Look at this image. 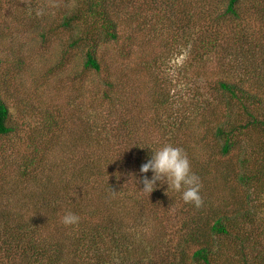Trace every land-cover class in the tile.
<instances>
[{
	"label": "trees",
	"instance_id": "1",
	"mask_svg": "<svg viewBox=\"0 0 264 264\" xmlns=\"http://www.w3.org/2000/svg\"><path fill=\"white\" fill-rule=\"evenodd\" d=\"M110 1L129 7L126 2L134 0H84L86 9L77 10L66 22L87 24L74 45L83 50L84 72L100 77L104 87L91 102H75L76 113L64 119L62 124L68 127L77 119L81 121L79 136L56 152L42 147L43 142L54 145L59 139L55 129L61 122L50 110L37 112L32 121L29 117L17 122L0 89V139H9L11 144L0 148V264H264V216L246 203L243 209L236 203L230 207L229 201L217 194L222 180L229 176H217L213 159L197 174L202 182L200 207L184 203L180 192H167L165 185L151 194L142 191L145 174L139 169L150 158V148L181 146L174 141L167 120L155 121L143 130V121L137 117L140 111L129 109L138 97L137 80L124 73L120 62L123 51L111 56L112 61L99 54L102 45L121 40L124 8L112 17L107 12ZM156 1L152 5L161 7L160 0ZM161 1L173 7L184 2ZM241 1L228 0L216 22L202 18L187 25V20L179 18L173 23V55L179 40L184 50L196 57L197 73L207 72V64L214 58L218 64L231 62L233 68L240 60L232 54L234 48H256L259 34L243 47L245 36L232 25L228 27L231 20L241 19ZM130 20L142 29L138 20ZM195 28L201 33L197 38L192 35ZM232 32L242 40H232ZM223 35L226 41L237 43L223 47ZM224 48L229 57L220 55ZM246 81L218 80L215 86L227 109L238 111L236 120L219 122L214 130L223 159L236 154L240 135L252 129L264 134V89L245 88ZM79 86L75 92L89 101L85 82L81 80ZM129 87L134 90L131 95ZM156 95L153 105L161 96ZM200 97L194 94L192 98L199 102ZM173 102L186 100L173 96ZM159 105L161 109L162 102ZM191 120L187 115L173 118V130L191 128ZM188 145L186 141L187 154L192 157ZM195 165L203 168L200 163ZM241 166L244 171L236 180L242 188L254 187L264 179V160L247 156ZM146 175L150 178L151 171ZM245 197L251 201L256 196ZM206 208L211 214L203 218ZM68 211L80 217L78 224L62 223ZM228 239H235L238 254L222 252L220 245Z\"/></svg>",
	"mask_w": 264,
	"mask_h": 264
},
{
	"label": "rangeland",
	"instance_id": "2",
	"mask_svg": "<svg viewBox=\"0 0 264 264\" xmlns=\"http://www.w3.org/2000/svg\"><path fill=\"white\" fill-rule=\"evenodd\" d=\"M227 1L184 0L183 3H177L176 7L166 6L161 0L158 2L161 7L152 5L156 0L126 2L129 7L126 4L118 7L115 2L110 1L107 12L112 17L124 8L125 14L121 17L123 26L120 27L121 40L118 44L102 45L99 54L106 61L108 58L112 61L111 56L123 51L120 62L123 64L124 73L137 80L135 91L138 97L136 101L131 100L134 108L129 109L133 111L138 108L140 115L137 117L143 121V130L155 121L160 124L167 120L172 125L174 141L186 154V141L188 142L192 157L189 154L187 156L194 173L201 174L213 159L215 163L212 166L219 171L217 176H229V179H221L223 184L216 190L217 194L222 199H227L230 207L236 203L242 206L239 209H243V203H246L255 206L264 216V179L251 188H242L237 185L236 180V176L244 171L240 165L247 156L258 161L264 160V134L252 129L240 135L236 154L228 159L221 158V141L213 136L219 122H232L238 118V111L228 110L216 92L218 80L237 83L247 80L244 83L245 88L254 86L255 89H264V12H261L264 3L260 4L264 0H242L239 5L241 19L231 20L228 24V27L232 25L246 37L242 40L234 32L230 36L234 41L242 40L243 47L249 46L247 40L259 33L256 48L253 45L246 49L238 47L239 45L234 48L232 54L240 60L234 63L233 68L231 62L218 64L213 55L210 57L213 61L207 64V72L197 73L196 57L190 56L179 40L174 44L173 55V23H178L179 18L187 20V25L199 22L202 18L216 22L217 16L224 12ZM86 7L84 0H0L1 95L10 106L17 122L29 117L32 121L37 112L47 113L50 110L54 118L61 122L55 129L59 139L54 145L43 142L42 147L55 152L79 136L83 129L78 119L69 127L62 124L64 119L76 113L73 104L91 102L92 96L99 89L104 90L100 77L84 72L83 50L74 45L81 33L87 30V24H66L77 10H85ZM130 16L140 22L142 29H138L131 22ZM226 29L227 27L224 33ZM197 32L196 28L193 29V38L201 35ZM223 37V47L226 43L231 46L239 42L226 41L224 35ZM129 39L132 44L127 43ZM165 46L169 50H164ZM220 55L229 57L225 48ZM188 62L191 65H187ZM81 80L89 90V101L75 92L79 89ZM133 91L129 87L130 95ZM155 94L165 95L160 96L153 105ZM194 94L201 96L199 102L193 101ZM130 95L128 96L131 99ZM173 96L186 102H173ZM159 102H162L161 109L163 106L165 109H160ZM186 115L192 119L191 128L180 132L173 130V118L179 120L186 118ZM8 141L9 139H0V148L10 147ZM195 162L200 163L203 168L197 167ZM246 194H254L256 197L249 201ZM210 214L206 208L202 217ZM234 240L228 239L221 244L222 252L231 250L238 254Z\"/></svg>",
	"mask_w": 264,
	"mask_h": 264
},
{
	"label": "clouds",
	"instance_id": "3",
	"mask_svg": "<svg viewBox=\"0 0 264 264\" xmlns=\"http://www.w3.org/2000/svg\"><path fill=\"white\" fill-rule=\"evenodd\" d=\"M150 149V158L139 169L140 173L145 174L142 177V191L151 194L157 187L166 184L167 192L170 189L180 192L184 203L200 207L203 204L200 178L192 171L190 160L183 149L171 144ZM150 171L152 176L149 178L146 174ZM79 219L77 214L68 211L63 215L62 223L74 226Z\"/></svg>",
	"mask_w": 264,
	"mask_h": 264
}]
</instances>
